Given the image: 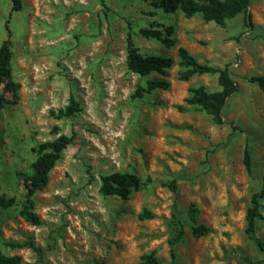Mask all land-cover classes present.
Instances as JSON below:
<instances>
[{"label":"rangeland","instance_id":"374dc122","mask_svg":"<svg viewBox=\"0 0 264 264\" xmlns=\"http://www.w3.org/2000/svg\"><path fill=\"white\" fill-rule=\"evenodd\" d=\"M20 3L13 11V0H0V46L9 20L12 77L21 85L17 99L0 89L9 102L0 120V196L15 200L0 208V253L20 256L21 264H138L151 252L159 264L263 260L264 221L254 239L246 233V213L264 184V94L246 78L264 75V0H252L250 27L243 14L219 26L201 15L164 13L152 0ZM167 27L174 28L172 48L141 34ZM128 34L143 55L174 59L169 90L134 96L162 77L129 71ZM179 47L200 63L230 65L240 89L226 102L223 125L200 109L178 110L190 88L221 90L217 75L178 79ZM71 98L79 111L65 116ZM73 134L48 185L33 197L42 224L26 222L25 178L39 146ZM115 172L134 173L143 186L128 200L105 197L101 176ZM146 211L151 218H141ZM199 225L210 231L196 238L191 229ZM180 229L183 240L171 246ZM28 240L42 255L11 246Z\"/></svg>","mask_w":264,"mask_h":264},{"label":"trees","instance_id":"16d2710c","mask_svg":"<svg viewBox=\"0 0 264 264\" xmlns=\"http://www.w3.org/2000/svg\"><path fill=\"white\" fill-rule=\"evenodd\" d=\"M13 11L21 8L20 0H13ZM252 0H152V5L157 9H161L164 13H175L180 11L185 18L191 19L197 15H201L205 23H215L223 26L226 21L238 15L245 16V24L251 26V20L248 11ZM141 34L146 38H152L160 41L166 48H172L176 45L173 38L174 28L167 27L164 31L156 28L143 29ZM12 37L13 32L10 27V21L6 22V38L0 46V89L5 93L11 94L15 99L19 97L21 90L20 83L16 82L12 77ZM179 57L180 70L178 79L187 82L196 75H217L218 84L221 90L216 92L207 91L206 87L200 85L189 89V95L185 98L186 106H179L180 112H185L188 108H197L206 112L212 118L216 125L225 123L223 110L227 100L234 94L239 92V85L232 78L230 65L224 68H216L208 64L200 63L186 48L179 47L177 50ZM127 67L129 71L141 76L147 77L151 74L161 76V79H153L148 81L146 88H138L134 96L142 97L145 93L150 94L155 90H169L171 82L168 80L170 70L174 66L172 57H164L160 55H143L135 46L132 34L127 37ZM246 80L258 86L259 90L264 94V75H255ZM9 102L0 92V120L2 119L3 110ZM79 111L78 103L71 98L70 105L62 113L65 116H75ZM75 135H61L52 142L43 143L38 148V156L31 165V174L25 178V188L27 196L22 210L21 217L28 223L33 225H41L42 221L35 212V203L33 197L46 188L49 182L50 173L61 159L63 152L73 144ZM244 165L248 172H252V156L248 146L244 150ZM264 181V179H263ZM143 186V181L134 173L115 172L109 175L101 176L100 192L103 196H118L123 200H128L131 195ZM173 190L176 187L172 186ZM15 204L14 199H6L0 196V208L8 209ZM192 220L197 222L196 210H192ZM141 218H151L149 212H145ZM264 221V184L262 190L253 195L251 205L246 213V233L256 238L257 222ZM192 235L200 238L209 233V228L204 225L192 227ZM184 230L180 229L176 238L170 241L171 246L183 240ZM259 247L264 253V243L258 240ZM12 247H29L33 251L42 255V249L34 244L32 240H28L22 244H11ZM175 255L172 252V258ZM20 256H6L0 253V264H21ZM252 264H264V258L261 261H250ZM138 264H159L154 252L140 257Z\"/></svg>","mask_w":264,"mask_h":264}]
</instances>
